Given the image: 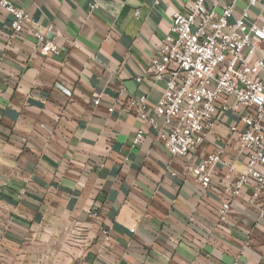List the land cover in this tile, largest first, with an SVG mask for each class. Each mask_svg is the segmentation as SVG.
I'll return each instance as SVG.
<instances>
[{
  "label": "crops",
  "instance_id": "obj_1",
  "mask_svg": "<svg viewBox=\"0 0 264 264\" xmlns=\"http://www.w3.org/2000/svg\"><path fill=\"white\" fill-rule=\"evenodd\" d=\"M15 1L32 22L13 35L0 8V243L20 247L48 221H66L85 235L76 264H264L257 208L237 198L222 221L220 168L208 190L186 170L215 144L228 147L237 113L181 157L124 106L129 95L161 98L151 59L174 11L193 0ZM35 28L62 53L35 52Z\"/></svg>",
  "mask_w": 264,
  "mask_h": 264
},
{
  "label": "built area",
  "instance_id": "obj_2",
  "mask_svg": "<svg viewBox=\"0 0 264 264\" xmlns=\"http://www.w3.org/2000/svg\"><path fill=\"white\" fill-rule=\"evenodd\" d=\"M0 8L13 17V35L32 22L15 0H0ZM32 34L35 52L62 53L45 30L35 28ZM150 68L155 81L166 82L161 98L151 105L146 93L129 95L125 108L151 127L171 154L181 157L204 148L226 114L237 113L238 120L226 124L228 147L215 144L201 161H190L186 170L208 190L221 169L219 182L226 194L219 209L222 221L240 197L264 217V0H193L190 10L174 11ZM99 102L93 100L95 105ZM144 136L139 129L131 147Z\"/></svg>",
  "mask_w": 264,
  "mask_h": 264
},
{
  "label": "rangeland",
  "instance_id": "obj_3",
  "mask_svg": "<svg viewBox=\"0 0 264 264\" xmlns=\"http://www.w3.org/2000/svg\"><path fill=\"white\" fill-rule=\"evenodd\" d=\"M83 232L66 221H48L20 247L0 243V264H76L85 248Z\"/></svg>",
  "mask_w": 264,
  "mask_h": 264
}]
</instances>
